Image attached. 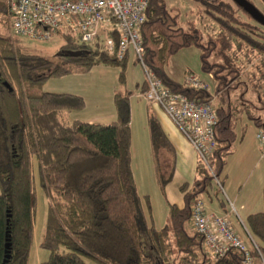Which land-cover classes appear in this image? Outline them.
<instances>
[{
  "label": "trees",
  "instance_id": "trees-1",
  "mask_svg": "<svg viewBox=\"0 0 264 264\" xmlns=\"http://www.w3.org/2000/svg\"><path fill=\"white\" fill-rule=\"evenodd\" d=\"M195 1L217 27L205 39L193 20L181 26L178 13L164 0H148L140 28L144 65L171 91L208 102L219 90L248 73L240 65L241 56L247 62L252 56L262 55L251 72L258 73L252 91L264 105V27L232 0ZM8 27L5 4L0 0V28L4 30L0 32V264L6 242L9 256L4 264L27 263L35 206L32 157L47 200L40 240L47 258L40 264H88L85 259L98 264H243L236 249L230 248L222 256L204 251L202 237L189 228L190 204L218 180L235 140L236 113L264 130L261 119L248 108L243 112L228 102L225 106L212 102L217 114V145L208 166L197 159L196 177L190 185L179 187L182 205L168 203L167 220L156 227L149 195L139 193L132 171L131 91L123 88L114 92L113 118L107 123L69 120L68 112L84 106L83 97L45 91L42 85L72 68L19 47L6 31ZM62 37L65 44L57 52L74 67L85 70L99 63L118 66L117 80L124 86L130 51L117 59L98 42L91 48L73 37ZM186 46L199 48L201 70L211 72L216 80L212 90L186 86L184 77L178 81L166 70L169 56ZM67 49L80 50L81 54L66 55ZM137 84L139 90L145 87L144 80ZM147 124L157 162L158 148L171 146L153 115L148 116ZM171 173L167 177L158 175L161 187L170 180ZM261 196L263 209L247 214L244 221L255 243L250 264L264 263V184Z\"/></svg>",
  "mask_w": 264,
  "mask_h": 264
},
{
  "label": "rangeland",
  "instance_id": "rangeland-1",
  "mask_svg": "<svg viewBox=\"0 0 264 264\" xmlns=\"http://www.w3.org/2000/svg\"><path fill=\"white\" fill-rule=\"evenodd\" d=\"M248 1L264 14V0ZM164 2L168 8L178 13L179 24L181 26L185 27L186 21L193 20L194 23L202 29L203 39H205L207 33L216 32V24L207 14L199 10L202 5H199L195 0H164ZM258 25L262 28L264 27L261 23H258ZM6 31L14 39L15 44L24 48L26 51L52 57L56 61L65 63L68 67L72 68V71L65 75L48 78L42 85V89L45 91L69 92L83 97L84 106L79 110L68 112L67 118L69 120L78 119L85 121L92 119L97 122L106 123L112 120L109 115L111 112L113 113L112 98L114 92H119L123 88L132 91L129 95L132 171L138 191L150 195L152 222L156 227L162 226L167 220V200L180 204V201L174 198V189L177 188L181 181L191 178L192 169L189 163L184 161L183 165L173 176L171 182L167 185L165 194L161 193L155 173H157V170H160L161 176L165 177L168 173L170 162H164L163 153L161 155V163L159 162L157 166L153 164L154 161L152 162L151 159L147 124L148 115L152 112L150 107L151 102L139 96L137 94L139 93V88L134 86L136 82H142L145 78L142 66L138 62L133 63L130 57L124 72L125 84L122 86L117 80L119 71L118 66H108L99 63L91 66L89 69L80 70L77 69L79 67H74L72 62H69L59 55L57 50L60 46L65 44V40L58 34L51 36L47 40H35L27 37L12 36L9 27ZM0 32L3 33L4 30L0 28ZM86 44L90 45L91 48L95 47V41H90ZM261 56L262 55L256 57L252 56L247 62L244 61V57L241 56L240 65L244 67L243 71H248V73L242 74L239 78L240 80L231 82L226 89L219 90L215 93L212 97V102L215 105L223 106H225V102H228L231 103L235 110H241L243 112L248 108V110H250L254 116L260 118L264 124V105L256 99V95L254 91H252V84L253 81H256L258 78V73L251 72L253 66L259 62ZM214 60L220 61L217 58ZM166 70L171 72V76L178 81H182L187 72L194 73L198 75L211 90L213 89V84L216 82L211 72L210 78L207 73L201 70L200 50L195 46L179 48L170 55ZM144 88L145 87L142 89ZM220 98H222V100ZM242 115L241 113H236L238 117L237 120L242 119ZM165 156H167L166 153ZM31 161L35 206L33 235L26 264H40L41 261L47 258V250L40 245L47 200L43 189L39 185L38 169L35 158L32 157ZM231 165L232 164L229 163L225 168L229 176L232 174ZM217 187L215 191L216 196L213 194L215 190L214 186L212 188H207V190L202 193V201L204 204H209V197L207 196V193H209L213 197V205L214 202L216 203L215 199L219 198L225 202V205H227L229 209L230 204L227 201L226 193L223 192L219 185ZM230 209L232 210L231 206ZM232 215L233 213L231 216ZM85 260L88 264H98L91 259Z\"/></svg>",
  "mask_w": 264,
  "mask_h": 264
},
{
  "label": "built area",
  "instance_id": "built-area-1",
  "mask_svg": "<svg viewBox=\"0 0 264 264\" xmlns=\"http://www.w3.org/2000/svg\"><path fill=\"white\" fill-rule=\"evenodd\" d=\"M12 36L47 40L51 36H70L81 43L98 42L117 59L130 51L145 74V88L138 95L158 105L208 166L217 143V114L208 102L195 101L166 87L143 62L144 48L140 28L145 20L148 0H3ZM211 78V73H208ZM184 85L208 89L198 75L187 73ZM255 138L264 157V130ZM190 229L202 237L204 251L222 256L230 248L241 253V262H252L251 247L232 227L226 213L209 212L198 198L190 204ZM255 243L253 242V246ZM252 246V247H253ZM262 264H264L262 262Z\"/></svg>",
  "mask_w": 264,
  "mask_h": 264
},
{
  "label": "crops",
  "instance_id": "crops-1",
  "mask_svg": "<svg viewBox=\"0 0 264 264\" xmlns=\"http://www.w3.org/2000/svg\"><path fill=\"white\" fill-rule=\"evenodd\" d=\"M169 74L171 75V72H169ZM136 85H139L137 84V82L134 84V86L136 88L137 87L140 88V86H136ZM150 107L152 110L151 115H153L158 121L163 131V134L166 137V140L171 146V147L160 146L158 148L157 162H156V159H154L153 157V151H152L149 131H148V143L150 147L152 162L154 161L153 164L155 165V164H159V162L161 163L162 160L161 155L163 153L164 162L165 163L170 162L168 173L170 170L172 171L170 180L166 182L163 185V187H161L159 184V189L161 193L165 194L167 185L171 182L173 176L177 173V170L183 165L184 161H187L192 169L191 178L181 181L180 184L177 186V188L174 189V194H175L174 198L178 199L180 201V204H176L171 200H167V206L168 203H175L176 205L180 206L183 203V193L179 189V187L182 184L190 185L194 177H196L195 166L198 157L193 147L190 145L187 139L181 134V132L177 129V127L171 122V120L166 116V114L162 111V109L153 102H151ZM109 116L112 119L113 113L111 112ZM242 116H243L242 119H238L235 121L234 124L235 140L232 143L230 153L226 156L225 164L218 176L219 178L218 180L213 181L211 186L208 187V188H212L214 186L215 190L213 194H215L216 188H218L217 186L219 185L222 188L223 192L226 193L227 201L230 204L232 210L230 209V206L228 209L227 205H225V202H223L219 198L215 199L214 197L216 203L214 202L213 205L212 204L213 197L209 193H207V196L209 197V204L205 203L204 206L205 209L209 212L226 213L232 227L238 233L239 237L246 244L252 247L253 239L250 233L248 232L244 221L247 214L261 211L263 209L261 193L264 184V157L261 155V147L255 138V132L257 128L244 115ZM85 121L93 122L94 120L88 119ZM165 153L167 154V156H165ZM229 163L232 164L231 165L232 174L230 176L225 170L227 164L229 165ZM156 172L157 173L155 174L157 179L158 175H160V170H157ZM167 175L165 177H167ZM140 194H148V193H140ZM201 196L202 194L199 196V198H201L202 200ZM149 199H150V195H149ZM150 204H151V200H150ZM231 212L233 213L232 216H231L232 214ZM151 216H152V208H151Z\"/></svg>",
  "mask_w": 264,
  "mask_h": 264
},
{
  "label": "water",
  "instance_id": "water-1",
  "mask_svg": "<svg viewBox=\"0 0 264 264\" xmlns=\"http://www.w3.org/2000/svg\"><path fill=\"white\" fill-rule=\"evenodd\" d=\"M236 5H238L243 11H245L253 20L257 21L258 23H261L264 25V14L261 13L250 1L248 0H232ZM64 54L70 55V56H78L81 54L80 50H65ZM5 86L8 87V89H11L6 82H3ZM8 247L9 243H5V255H4V261L2 264H4L5 260L8 258Z\"/></svg>",
  "mask_w": 264,
  "mask_h": 264
}]
</instances>
